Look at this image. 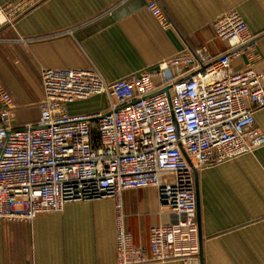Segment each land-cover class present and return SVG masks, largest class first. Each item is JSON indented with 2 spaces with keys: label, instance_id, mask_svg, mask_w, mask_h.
Listing matches in <instances>:
<instances>
[{
  "label": "built area",
  "instance_id": "built-area-1",
  "mask_svg": "<svg viewBox=\"0 0 264 264\" xmlns=\"http://www.w3.org/2000/svg\"><path fill=\"white\" fill-rule=\"evenodd\" d=\"M42 1L0 4V29ZM140 13L164 33L168 22L156 2ZM211 26L226 50L213 55L205 47L193 53L168 47L156 69L127 78L107 82L97 70L43 68L34 124L15 126L13 100L0 84V219L31 221L69 202L112 198L114 264L196 258L191 166H215L264 146L254 119L264 108V71L252 67L259 58L255 36L236 10ZM241 56L246 63L236 71L231 63ZM95 94L108 97L105 112H68L69 103ZM147 186L171 212L169 222L150 227L148 253L124 230L119 201L123 190Z\"/></svg>",
  "mask_w": 264,
  "mask_h": 264
},
{
  "label": "crops",
  "instance_id": "crops-1",
  "mask_svg": "<svg viewBox=\"0 0 264 264\" xmlns=\"http://www.w3.org/2000/svg\"><path fill=\"white\" fill-rule=\"evenodd\" d=\"M149 1L168 22L164 33L140 13ZM120 9L125 15L107 20ZM229 10L255 36L259 58L252 67L264 71V0H43L0 29V84L13 100L15 126L38 119L43 68L97 70L111 82L156 69L168 47L217 55L228 46L211 24ZM245 63L241 56L231 65L238 71ZM108 107L105 94L67 105L70 114ZM254 119L264 132V108ZM196 185L203 264H264V146L196 169ZM119 201L124 230L148 253L150 227L169 222L171 212L151 186L123 190ZM116 221L112 198L69 202L31 221L0 219V264H114Z\"/></svg>",
  "mask_w": 264,
  "mask_h": 264
},
{
  "label": "water",
  "instance_id": "water-1",
  "mask_svg": "<svg viewBox=\"0 0 264 264\" xmlns=\"http://www.w3.org/2000/svg\"><path fill=\"white\" fill-rule=\"evenodd\" d=\"M138 7H141V5L138 6ZM122 10L123 9H120V10L116 11L113 15L109 16L107 18V20H110L111 17H115V16L117 17L119 15H120L119 17H121V16L125 15L126 12H123ZM132 10H130V11H132ZM164 92L166 93L167 97L169 98V96H170V94H169V86L164 89ZM182 153H183L184 158L187 160V162L190 165H192V163L190 162V160L187 157V155L184 152H182ZM191 167H192L193 174H194V177H195V186H194V189H195V196L197 198L196 169L193 166H191ZM196 214H197L196 221H197V229H198L199 252H198L197 257L194 258V259L188 260L187 264H203V254H202V249H201V229H200V222H199V213H198L197 202H196Z\"/></svg>",
  "mask_w": 264,
  "mask_h": 264
},
{
  "label": "rangeland",
  "instance_id": "rangeland-1",
  "mask_svg": "<svg viewBox=\"0 0 264 264\" xmlns=\"http://www.w3.org/2000/svg\"><path fill=\"white\" fill-rule=\"evenodd\" d=\"M10 2V1H9ZM6 3H8V2H6ZM4 4V3H3ZM27 13V12H26ZM24 15V14H23ZM78 108H79V106H77Z\"/></svg>",
  "mask_w": 264,
  "mask_h": 264
}]
</instances>
